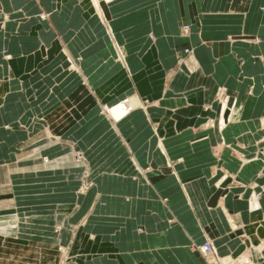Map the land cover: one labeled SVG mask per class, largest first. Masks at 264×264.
<instances>
[{
	"label": "crops",
	"instance_id": "0c3cea01",
	"mask_svg": "<svg viewBox=\"0 0 264 264\" xmlns=\"http://www.w3.org/2000/svg\"><path fill=\"white\" fill-rule=\"evenodd\" d=\"M100 7L112 37L89 0H0V211L59 216L78 204L70 220L96 236L79 242L90 244L83 264H207L190 246L209 239L224 255L264 264V192L252 211V188L216 185L228 172L264 186V164L251 160L264 146V0ZM222 86L239 109L219 131L206 121L218 118ZM132 96L148 109L108 116L113 123L102 114ZM46 133L85 153L88 194H76L72 146L48 144ZM41 156H62L63 166L44 168ZM228 215L261 248L243 244Z\"/></svg>",
	"mask_w": 264,
	"mask_h": 264
},
{
	"label": "rangeland",
	"instance_id": "374dc122",
	"mask_svg": "<svg viewBox=\"0 0 264 264\" xmlns=\"http://www.w3.org/2000/svg\"><path fill=\"white\" fill-rule=\"evenodd\" d=\"M94 12L98 14L100 21L105 25L108 33L112 37V30H110V22H107L104 18L100 7V0H89ZM112 0H106L107 3L111 2ZM98 11V12H97ZM44 15V16H43ZM44 17V18H43ZM48 14L42 13L40 14V18L47 19ZM25 18H28L25 16ZM107 19V18H106ZM109 25V26H108ZM183 25L182 33L189 34L185 30V26ZM3 26V22H0V27ZM190 26V25H188ZM111 31V32H110ZM249 41H254V39H248ZM120 48L121 52H119V56L123 59L125 56L124 50L122 47L115 45V49ZM189 50L186 48L185 51ZM117 49L115 51L116 59L117 57ZM190 52V50H189ZM186 57V56H185ZM118 60V59H117ZM183 60H181L182 62ZM69 68L71 70H78L77 63L72 58H68ZM240 65L243 66L242 60H240ZM243 77L242 75L239 77L241 80ZM252 89V88H251ZM136 96H132L130 99ZM129 99V100H130ZM136 100L138 98L136 97ZM140 101V100H139ZM216 102L219 106V115L217 119H208L206 124L210 127H216L219 131H223L228 124L232 122H237L238 119L236 118L237 109H239L238 102L236 98H233L229 93L225 86L219 87L216 92ZM226 105L224 111L227 120L224 128L221 129V120L224 117L223 109L221 111V106ZM228 105V106H227ZM107 105L102 106L101 111L102 114L113 123L112 118H108V113H106V109L104 108ZM115 106V105H114ZM118 106H122L118 104ZM113 107V106H107ZM134 109L133 107L131 110ZM140 109V108H139ZM144 110L148 108L144 107ZM211 108H207L210 110ZM105 111V112H104ZM130 112V111H129ZM108 114V115H107ZM260 126L264 129V117L259 120ZM46 140V143L52 144H62L68 141V146H72L70 149L69 159L71 164L76 167V169H81V181L78 190L76 191L77 196H84L88 194V192L95 186V182L92 178V172L89 168V163L87 162L86 155L83 151L76 148V142H69V140H64L60 136H53L49 133L45 134L43 137ZM42 138V139H43ZM71 148V147H70ZM69 152V151H68ZM61 157L56 158H49L47 156H41V160L44 164V168H57L63 165L61 162ZM68 159V158H67ZM260 160L264 164V146H262L251 160ZM247 162V160H243ZM250 161V160H249ZM52 162V165L50 163ZM53 163L55 165H53ZM52 166V167H50ZM78 167V168H77ZM140 172L143 174L151 170V168H146L144 170L138 168ZM225 175L222 177V181L219 180L217 182V189L225 190L234 186H240L245 188H252L253 191L248 198V202L250 204V209L252 211H256L260 209V205L257 208L252 209L251 202L256 200L259 203L261 192H264V186H258L256 183L246 184L239 180V176L236 174H230L228 172H224ZM90 174V175H89ZM0 177H3V173L0 171ZM1 184V183H0ZM4 185V184H3ZM4 186L0 187V192L3 190ZM259 187L260 192H257L255 189ZM6 190V189H4ZM5 193V192H4ZM1 197L3 195L0 194V202ZM12 202L15 205V200H10L9 203ZM10 205V204H8ZM1 206V205H0ZM6 206V205H4ZM2 207V206H1ZM6 208V207H4ZM13 209H7L6 211H0V264H83L86 257L91 255L90 251L87 250V243H84L85 246H81L79 242L82 240V236L85 237L83 240H90L91 242L95 239V235H88L86 239V235L83 230V225L85 220L75 224L74 221H71L72 217L75 213L79 210V205H74L73 209L66 213H61L59 216L56 215H33V214H26L15 207ZM58 217V218H57ZM228 220L233 225V230L239 231L241 238V242L243 244L249 245L248 247L257 250L261 247H257V244L252 242L251 237L243 232L242 227L239 225L234 224L233 216L228 215ZM52 220V221H51ZM264 221V218H263ZM171 223L175 222V219L170 220ZM85 235V236H84ZM264 241V239H262ZM208 242L212 243L214 246V256L210 260L208 257L202 252L200 245L192 244L191 250L193 252H199L201 257L206 261L207 264H256V261L251 260L247 256L236 255L233 256L231 254L224 255L223 252L218 251V248L213 243V240H208ZM23 243V244H22ZM96 253V247H93ZM196 250V251H195ZM223 250V248H222ZM97 254V253H96ZM208 259V260H207Z\"/></svg>",
	"mask_w": 264,
	"mask_h": 264
},
{
	"label": "bare ground",
	"instance_id": "6f19581e",
	"mask_svg": "<svg viewBox=\"0 0 264 264\" xmlns=\"http://www.w3.org/2000/svg\"><path fill=\"white\" fill-rule=\"evenodd\" d=\"M44 16V15H43ZM44 18V17H43ZM111 30V29H110ZM111 32V31H110ZM117 49V48H116ZM119 52H121V50H120V48L119 49H117V59H118V61H122V58L119 56ZM129 103V108L131 109L132 107L133 108H140V109H143L144 107H143V105H142V103L139 101V100H136V97H134V98H132V99H130V101L128 102ZM224 106H226V105H224ZM223 106V107H224ZM226 108V107H225ZM130 110H128L127 111V109H124L122 106H117V107H115V108H109L108 107V111L106 112V113H108L107 115L108 116H112L113 117V119H114V121H117V120H119V119H121V118H123L128 112H129ZM105 112V111H104ZM221 122V129H223L224 128V126H225V124H226V122H225V120H224V118H222V120L220 121ZM201 250H202V248H201Z\"/></svg>",
	"mask_w": 264,
	"mask_h": 264
},
{
	"label": "built area",
	"instance_id": "2783aa9c",
	"mask_svg": "<svg viewBox=\"0 0 264 264\" xmlns=\"http://www.w3.org/2000/svg\"><path fill=\"white\" fill-rule=\"evenodd\" d=\"M189 29H190V26L186 25V26H185V30H186V32H188ZM117 49H119V48H117ZM188 51H189V50H188ZM120 62H121V63H124V62H125V56L123 57L122 61H120ZM129 99H130V98H126L125 100H123L122 102L119 103V104L122 105V107H123L124 109H127V111H128V110H131V109L129 108V103H128ZM141 103H142L143 107H147V105L149 104V103L146 102V101L141 102ZM104 108L106 109V111H108V107H107V106H105ZM202 252L208 257L209 260H210L211 258H213L214 253H215V252H214V246H213V244L207 241L204 245H202ZM208 259H207V260H208Z\"/></svg>",
	"mask_w": 264,
	"mask_h": 264
}]
</instances>
